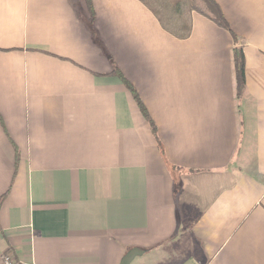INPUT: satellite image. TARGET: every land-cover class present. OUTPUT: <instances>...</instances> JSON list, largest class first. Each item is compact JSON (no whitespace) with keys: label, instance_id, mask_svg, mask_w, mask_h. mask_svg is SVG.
Wrapping results in <instances>:
<instances>
[{"label":"crops","instance_id":"0c3cea01","mask_svg":"<svg viewBox=\"0 0 264 264\" xmlns=\"http://www.w3.org/2000/svg\"><path fill=\"white\" fill-rule=\"evenodd\" d=\"M214 1L239 104L199 14L178 40L138 0H0V264H264V0Z\"/></svg>","mask_w":264,"mask_h":264},{"label":"trees","instance_id":"16d2710c","mask_svg":"<svg viewBox=\"0 0 264 264\" xmlns=\"http://www.w3.org/2000/svg\"><path fill=\"white\" fill-rule=\"evenodd\" d=\"M145 6L158 21L160 27L172 37L178 40H186L190 37L192 32V14L196 13L214 23L217 27L227 31L233 38L234 47L232 51V62L234 72L235 93L238 104L242 102L245 78H244V56L241 46L238 45V38L234 35L231 26L219 5L214 0H138ZM89 10L92 12L91 0H86ZM118 77L127 91L130 93L132 99L137 105L142 117L147 122L152 136L161 155L164 156L163 147L157 135L156 126L150 117L147 108L140 99L134 86L122 75L118 68L114 67L108 76ZM0 125L4 129L3 121L0 116ZM14 174L19 161V151L14 145ZM170 170L179 174L184 173L183 169L178 167H170ZM192 171H189V173ZM9 190L0 197V206L3 200L9 193Z\"/></svg>","mask_w":264,"mask_h":264},{"label":"water","instance_id":"95a60500","mask_svg":"<svg viewBox=\"0 0 264 264\" xmlns=\"http://www.w3.org/2000/svg\"><path fill=\"white\" fill-rule=\"evenodd\" d=\"M138 254H139L138 251H136V250H130L121 259L120 264H130L132 262V260L135 258V256L138 255Z\"/></svg>","mask_w":264,"mask_h":264},{"label":"built area","instance_id":"2783aa9c","mask_svg":"<svg viewBox=\"0 0 264 264\" xmlns=\"http://www.w3.org/2000/svg\"><path fill=\"white\" fill-rule=\"evenodd\" d=\"M2 264H16V262L13 260L12 257H10L8 254H4L1 257ZM33 264V263H31Z\"/></svg>","mask_w":264,"mask_h":264},{"label":"rangeland","instance_id":"374dc122","mask_svg":"<svg viewBox=\"0 0 264 264\" xmlns=\"http://www.w3.org/2000/svg\"><path fill=\"white\" fill-rule=\"evenodd\" d=\"M133 264H137V262L136 263H133ZM141 264H144V263H141Z\"/></svg>","mask_w":264,"mask_h":264}]
</instances>
